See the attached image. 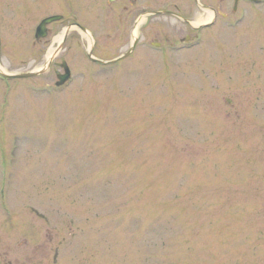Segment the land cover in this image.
Returning a JSON list of instances; mask_svg holds the SVG:
<instances>
[{"label": "rangeland", "instance_id": "obj_1", "mask_svg": "<svg viewBox=\"0 0 264 264\" xmlns=\"http://www.w3.org/2000/svg\"><path fill=\"white\" fill-rule=\"evenodd\" d=\"M232 7L0 0L8 73L40 68L69 24L87 29L42 74L0 77V264H264V1ZM210 8L226 18L194 39ZM136 36L113 65L87 57Z\"/></svg>", "mask_w": 264, "mask_h": 264}, {"label": "water", "instance_id": "obj_2", "mask_svg": "<svg viewBox=\"0 0 264 264\" xmlns=\"http://www.w3.org/2000/svg\"><path fill=\"white\" fill-rule=\"evenodd\" d=\"M252 1L259 2V1H261V0H252ZM59 19H61L60 15H51V16H48V17H46V18H43V19L40 21V23L38 24V27H36L35 37H36L37 39H38V38L45 37L46 34H47V28H46V25L49 24V23L52 22V21H56V20H59ZM70 27H71L70 25L67 27V29H66V31H65V33H64L63 39H62L61 43L58 45V48H56V50H55V52L53 53V55H54L55 53H57V52L60 50V48H61V46H62V43L64 42L65 37H66V35H67L68 30L70 29ZM79 28H80L82 31H86L83 27H80V26H79ZM135 41H136V39L134 40V43H135ZM134 43H132L131 48H130L126 53H124L122 56L118 57L117 59H120V58H123V57L129 55V54L131 53L133 47H134ZM53 55L49 57V59H48L43 65H42V67H40V69H36V70H33V71L24 72V73L13 74V76H14V77H30V76H35V75L41 74V73L46 69V67H48V65H49V63H50V61H51V59H52L51 57H53ZM88 55H89V57H91V56H90V55H91L90 52H89ZM91 58H92V57H91ZM117 59L112 60L111 62H114V61H116ZM101 62L105 63V61H100V63H101ZM111 62H110V63H111ZM61 66H62L63 69H64V74H61V75L59 74V75H58V79H59V80L56 82V85H61V84H63L68 78H70V77H69V76H70V71H69V68H68L66 62H65V61L62 62V63H61Z\"/></svg>", "mask_w": 264, "mask_h": 264}, {"label": "bare ground", "instance_id": "obj_3", "mask_svg": "<svg viewBox=\"0 0 264 264\" xmlns=\"http://www.w3.org/2000/svg\"><path fill=\"white\" fill-rule=\"evenodd\" d=\"M211 16H212V13L210 11H208L207 15L205 17H203V16L198 17L195 24L196 23H202L206 20H209L211 18ZM61 37H62V34H60L58 37L54 38V42H59ZM54 50H55V48H53V46L49 47V49L46 53V59H48L50 56H52V54L54 53Z\"/></svg>", "mask_w": 264, "mask_h": 264}]
</instances>
